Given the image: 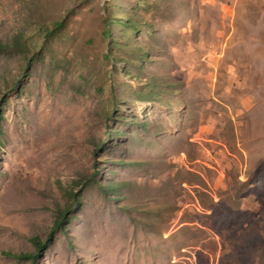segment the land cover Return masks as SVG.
<instances>
[{
	"label": "rangeland",
	"instance_id": "rangeland-1",
	"mask_svg": "<svg viewBox=\"0 0 264 264\" xmlns=\"http://www.w3.org/2000/svg\"><path fill=\"white\" fill-rule=\"evenodd\" d=\"M16 41L0 264H29L6 254L33 253L70 193L38 264H264V0H0Z\"/></svg>",
	"mask_w": 264,
	"mask_h": 264
},
{
	"label": "trees",
	"instance_id": "trees-1",
	"mask_svg": "<svg viewBox=\"0 0 264 264\" xmlns=\"http://www.w3.org/2000/svg\"><path fill=\"white\" fill-rule=\"evenodd\" d=\"M110 15L108 14V17L105 19V32L109 33V27L111 26V22L109 21ZM10 48L13 49H18L20 50L21 48H24L21 46L17 41L12 45V46H5V45H0V53H4L9 51ZM22 50V49H21ZM29 66V62L26 63V67ZM1 116V103H0V121L2 120ZM2 134V130L0 127V135ZM96 173L92 175V180L95 177ZM102 192L105 194H110L111 193V188L110 187H101ZM69 200V205H66L64 208H59L57 209L55 218L53 220L52 227L49 230V233L47 234V237L45 240L41 241L38 238L32 239V243L34 245L35 251L33 253H23V254H10L7 253L6 255L9 257H13L19 261L23 262H28L29 264H38L43 253L48 250V248L53 244L54 241V236L57 233V231H61L62 234L65 236H68L67 233V225L71 221V216H70V211L71 208L75 206V208H79V198L77 193L74 194H69L68 196Z\"/></svg>",
	"mask_w": 264,
	"mask_h": 264
}]
</instances>
